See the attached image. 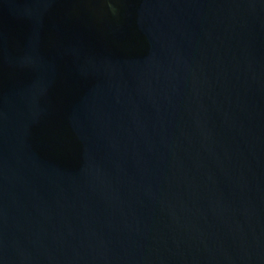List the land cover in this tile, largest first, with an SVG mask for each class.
Masks as SVG:
<instances>
[{"label":"water","instance_id":"95a60500","mask_svg":"<svg viewBox=\"0 0 264 264\" xmlns=\"http://www.w3.org/2000/svg\"><path fill=\"white\" fill-rule=\"evenodd\" d=\"M0 264H264V0H0Z\"/></svg>","mask_w":264,"mask_h":264}]
</instances>
